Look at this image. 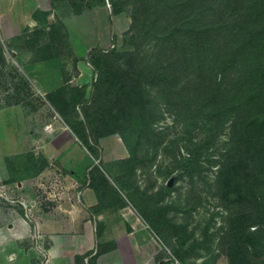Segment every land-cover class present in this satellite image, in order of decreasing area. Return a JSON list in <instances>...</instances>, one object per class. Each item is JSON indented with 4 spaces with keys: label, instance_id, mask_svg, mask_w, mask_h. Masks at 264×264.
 <instances>
[{
    "label": "rangeland",
    "instance_id": "374dc122",
    "mask_svg": "<svg viewBox=\"0 0 264 264\" xmlns=\"http://www.w3.org/2000/svg\"><path fill=\"white\" fill-rule=\"evenodd\" d=\"M44 1L0 0V156L36 137L101 173L156 262L264 264V0H50L25 26ZM32 242H0V264L41 263Z\"/></svg>",
    "mask_w": 264,
    "mask_h": 264
},
{
    "label": "crops",
    "instance_id": "0c3cea01",
    "mask_svg": "<svg viewBox=\"0 0 264 264\" xmlns=\"http://www.w3.org/2000/svg\"><path fill=\"white\" fill-rule=\"evenodd\" d=\"M18 1L5 0L6 14L15 11ZM108 6L103 3L97 7L106 27L107 23L111 24ZM50 8V0H45L44 4L36 3L24 14L23 24L29 27L38 24L36 9L46 11L44 14L49 20L52 16ZM50 124L45 128L49 129ZM27 140L31 148L3 154L11 157L8 158L9 166H6L5 157L2 158L4 172H0V208H3L0 242L33 241L36 245L31 248L44 254V260L37 264L165 262L164 258L156 262L158 243L155 233L146 220L134 213V206L122 204L116 207L114 201L121 197L113 188L101 196L94 191L90 183L101 173L94 174L90 167L76 169L70 153L59 157L58 153L48 152L47 140L39 142L36 137ZM53 140L51 137L49 142ZM69 143V139L63 142ZM40 156L45 161L41 169L34 165L35 158ZM20 157L31 160V164L28 163L31 172L10 174L8 168L14 169L17 166L15 160ZM59 180L61 184H58Z\"/></svg>",
    "mask_w": 264,
    "mask_h": 264
},
{
    "label": "trees",
    "instance_id": "16d2710c",
    "mask_svg": "<svg viewBox=\"0 0 264 264\" xmlns=\"http://www.w3.org/2000/svg\"><path fill=\"white\" fill-rule=\"evenodd\" d=\"M146 222L149 224V226L151 225L150 222H148L147 220H146ZM150 227H151V226H150ZM259 245H260V244H259ZM259 245H258V246H259ZM252 246H253V245H252ZM157 264H158V263H157ZM160 264H161V263H160ZM162 264H166V263H162Z\"/></svg>",
    "mask_w": 264,
    "mask_h": 264
}]
</instances>
